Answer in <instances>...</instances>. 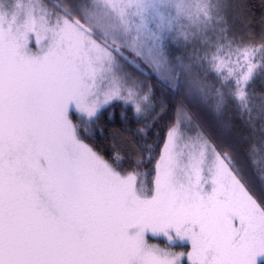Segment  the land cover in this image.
Wrapping results in <instances>:
<instances>
[{
	"label": "snow or ice",
	"instance_id": "6c2138e0",
	"mask_svg": "<svg viewBox=\"0 0 264 264\" xmlns=\"http://www.w3.org/2000/svg\"><path fill=\"white\" fill-rule=\"evenodd\" d=\"M209 7L204 0H80L75 11L45 0L0 4V264H264V196L230 153L185 127L192 116L184 105L148 142L162 112L151 86L144 92L120 64L130 51L214 113L231 102L252 128L242 84L257 67L254 47L205 40L207 50L189 60L199 55L215 85L171 54L189 46L186 29L207 35ZM261 37L264 46V29ZM116 103L122 120L131 109L142 140L106 156L88 140ZM145 160L151 173L141 171ZM246 160L264 179V135L249 144ZM177 242L189 250L174 251Z\"/></svg>",
	"mask_w": 264,
	"mask_h": 264
},
{
	"label": "trees",
	"instance_id": "16d2710c",
	"mask_svg": "<svg viewBox=\"0 0 264 264\" xmlns=\"http://www.w3.org/2000/svg\"><path fill=\"white\" fill-rule=\"evenodd\" d=\"M45 2L58 10L70 7L71 10L75 11L80 0H45ZM228 2L233 6L231 20H229L232 23V33H234L232 35L237 42L242 41L244 44L257 49L255 55L257 67L254 76L245 84V89L251 97L252 115L256 117L252 128H249L237 118L231 102L227 104L222 112L214 113L186 95L183 87L173 90L169 86V82L158 80L152 69L130 51H122L120 54L123 53L132 59L134 64L128 60L126 62L132 69L130 71L135 77H139L148 88L151 86L153 92L151 101L155 103L157 111L162 112V118L149 131L148 142L157 139L155 133L162 130L173 117L176 106L184 105L191 113L192 120L211 142L220 151L230 153L235 158V162L243 167L245 178L254 194L264 196V180L259 177L258 173H254L248 167L246 160L249 144L259 143L262 135H264L261 132V129L264 128V121L259 119V108L264 103V46H262L261 37L262 29H264V0H226L227 5ZM136 65H140L142 70L134 67ZM139 72H141V77ZM162 105L166 108L162 109ZM124 111L128 113V118L122 120L121 105L116 103L112 107L104 109L93 126L88 142L106 156L111 155L116 149H119L122 153L134 151L131 146L132 142L142 140V137L136 131V118L131 117V109L126 106ZM150 118L151 116H149ZM118 139L126 140L129 148L121 147ZM144 170L151 173L152 162L145 160L141 167V171ZM148 179L150 180L151 176Z\"/></svg>",
	"mask_w": 264,
	"mask_h": 264
},
{
	"label": "rangeland",
	"instance_id": "374dc122",
	"mask_svg": "<svg viewBox=\"0 0 264 264\" xmlns=\"http://www.w3.org/2000/svg\"><path fill=\"white\" fill-rule=\"evenodd\" d=\"M204 2L210 6L208 9V15L211 17L210 29H209L207 35L197 36V37L193 38V30L192 29H186L185 35L187 36V38L190 41L189 46L187 48H181L178 50L173 49L171 54L172 55H183L185 57V59L183 61L184 64L185 65L191 64V68H190L191 73L198 74L199 79H201V80H204L206 77L207 84L215 85V83H216L215 76L208 74L206 72L205 66L199 63V55H197L194 60H189V56H191L193 54V52L203 54V52L205 50H207V45L217 44L221 40L222 37L224 39L232 38L235 42H237V40L232 35V34H234V33H232V26H231L232 23H231V21H229V20H231L233 6L230 5L229 2H228L229 4L227 5L226 0H204ZM11 3H12V0H0V4H2L4 6H8ZM45 3L48 5V7L54 8L53 6L49 5L47 2H45ZM205 40L207 41V45H205L203 43ZM256 52H257V49L255 48V52L253 54V59L251 60V62L254 65H256V61H255ZM120 56L123 57L120 60V64L122 65L123 70L126 73H129L132 78L136 79L139 82H142V80L139 77L137 78V76L135 77L133 75V73L131 72L132 69L126 63L127 60L132 62V59L128 58V56L123 54V53L120 54ZM233 59H235V57H233ZM132 67H133V65H132ZM134 67H138L140 70H142L140 65H138V66L136 65ZM139 74L141 77V72H139ZM180 79H182V81H183L186 79V76H181ZM142 85H143V91L147 92L149 90L147 85L144 82H142ZM242 87L245 88V84H242ZM230 88H232L231 84L225 85V91L229 90ZM184 125H185V127H192V128L198 127L197 124L192 119H191V122L185 120ZM118 143L123 148H129L128 142L124 139H118ZM148 239H149V243L156 244L161 248H164L168 244V241L163 237H151V236H149ZM172 249L174 251H177V252H181V251L187 252L189 250L187 245H181L179 242L172 245Z\"/></svg>",
	"mask_w": 264,
	"mask_h": 264
}]
</instances>
